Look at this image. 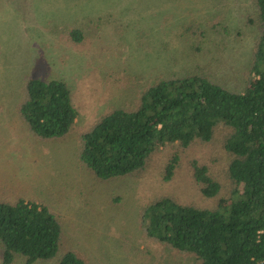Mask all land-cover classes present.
Returning <instances> with one entry per match:
<instances>
[{"label": "rangeland", "instance_id": "374dc122", "mask_svg": "<svg viewBox=\"0 0 264 264\" xmlns=\"http://www.w3.org/2000/svg\"><path fill=\"white\" fill-rule=\"evenodd\" d=\"M239 5L250 14L245 0H0V200L47 206L64 231L61 245L77 250L88 264H193L191 255L147 237L141 209L160 196L202 208L214 205L215 199L202 197L190 162L208 163L223 184L228 158L217 143L159 147L143 172L112 183L88 179L74 152L79 135L102 114L131 107L156 78L186 71L191 60L182 48L190 43L176 37L182 24L220 20L226 47L212 48L213 57L245 65L252 33ZM88 20L93 23L84 28L90 34L83 44L60 37L61 30ZM208 58L201 52L193 63ZM25 76L71 85L78 115L66 137L43 142L21 123L15 88ZM176 153L178 167L164 180Z\"/></svg>", "mask_w": 264, "mask_h": 264}, {"label": "trees", "instance_id": "16d2710c", "mask_svg": "<svg viewBox=\"0 0 264 264\" xmlns=\"http://www.w3.org/2000/svg\"><path fill=\"white\" fill-rule=\"evenodd\" d=\"M245 6L248 15L236 6L252 33L245 65L219 63L213 57L211 49L221 46L225 30L220 20L182 24L176 37L190 43L182 48L191 60L186 71L156 78L131 107L102 114L79 135L74 152L88 179L112 183L143 172L159 147L217 143L228 158L223 184L208 163L190 162L202 197L215 199L214 205L202 208L160 196L141 209L147 237L191 255L193 264H264V0H245ZM89 23L59 35L81 45L90 34L84 31ZM201 52L209 53L208 61L194 64ZM70 86L64 80L30 76L17 84L15 112L31 136L49 142L68 135L78 115ZM179 159L177 153L170 157L164 180L173 176ZM63 234L47 206L21 198L0 200L2 264H88L77 250L61 245Z\"/></svg>", "mask_w": 264, "mask_h": 264}]
</instances>
